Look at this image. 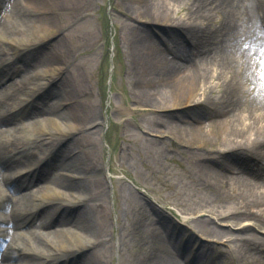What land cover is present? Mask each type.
Returning a JSON list of instances; mask_svg holds the SVG:
<instances>
[{"label": "rangeland", "instance_id": "rangeland-1", "mask_svg": "<svg viewBox=\"0 0 264 264\" xmlns=\"http://www.w3.org/2000/svg\"><path fill=\"white\" fill-rule=\"evenodd\" d=\"M15 1L0 7V27L9 32L16 31L11 29L16 26L22 28L24 19L33 25L32 18L39 15L24 11L25 8L30 9L26 0ZM40 6L46 7L41 9L48 11L46 15L53 23L49 35L46 34L49 36L45 39L47 44L35 52V62L17 60L14 77L7 78L3 86L10 92L15 90V87H8L13 80L23 81L20 82L22 90L36 79L41 80L35 83L45 81L38 68L49 64L48 53L58 55L59 63L63 65L62 79L57 78L60 81L54 85L50 81L47 87L44 86L47 89L34 98L38 96L43 104L48 102L52 105L56 96L51 93L59 90L65 94L63 88L67 82L77 88L72 103L77 97L80 103L85 101L81 114L70 115L71 128L67 129V134L72 138L64 145H73L77 140L80 148H75L77 144L72 147L78 152L82 149L91 159L87 162L95 166L80 179L89 184L87 190L79 192L84 198L81 206L87 201L95 206L91 207L95 231L90 237L83 238L89 246L86 252L97 250L100 256L96 264H147L148 261L164 264V85L156 88L153 82L144 80L143 75L137 72L140 63H137V41L143 39L164 49V24L131 20L136 8L134 0H45ZM19 12L20 17L16 16ZM20 33L24 35V31ZM0 47L10 55L11 43L8 40L1 41ZM62 57L64 61H60ZM22 65H32L34 70L19 71L18 66ZM45 76L52 79L49 74ZM28 91L35 94L32 86ZM72 100L67 101L71 103ZM31 111H21L19 115L21 113L25 119ZM40 114L38 112V116L32 119L39 118ZM23 121L26 125L29 119ZM84 130H94L95 133L83 136ZM35 135L40 137L37 140L44 138L41 133L36 132ZM15 136L12 135L11 139L29 142L28 146L35 151L36 158L42 156V150L50 152L55 141L49 140L43 145L40 140L35 142L34 136ZM21 158L20 154L14 159L21 161ZM54 159L57 160L56 155ZM44 160L41 159L38 165H43ZM104 165L110 167V179L100 170ZM16 166L15 162L11 168ZM36 180L34 176L31 185L39 183ZM10 194L7 191L6 204L13 202ZM99 197L105 209H98L95 204ZM29 201L26 199L24 203L30 205ZM56 201L57 207L64 204ZM43 204L47 208L52 202L44 201ZM30 216L21 226L23 230L30 228L31 221L34 225L36 218L32 214ZM61 235L67 237L63 233ZM33 236L40 239L37 234ZM4 238L2 251L7 249L8 239ZM40 260L43 257H36L34 262Z\"/></svg>", "mask_w": 264, "mask_h": 264}, {"label": "bare ground", "instance_id": "bare-ground-1", "mask_svg": "<svg viewBox=\"0 0 264 264\" xmlns=\"http://www.w3.org/2000/svg\"><path fill=\"white\" fill-rule=\"evenodd\" d=\"M9 2L12 4L16 1L0 0V7H4ZM44 3L45 0H41V2L26 0L30 9L25 8L24 11L39 13L32 18L33 25L28 24L31 22L30 20L24 19L22 28L20 26L11 28L16 31L9 32L0 27V42L8 40L11 43L10 55L9 51L2 50L0 47V235L9 239L7 249L4 252L0 251V264H51L52 262L55 264H96V259L100 255L97 250L86 252L89 246L83 241V238L90 237L89 235L95 231V216L91 213V207L95 206L88 204L90 201L81 206L80 203L84 202V198L79 194L82 189L89 187L88 182L80 179L95 168V166L92 167L93 163L87 162L91 160L90 157L82 149L78 154H75V148L61 145L55 154L57 160L53 159L52 162L48 161L45 165H38L40 158L49 154L46 153V150H42L45 153L42 152V156L36 158L35 151L28 146V141L21 143L22 141L11 139L14 134L18 137L34 136L36 142L40 138L35 135L38 132L44 137L42 138L43 145L49 140L51 142L55 139L52 143L53 147L60 140H64L63 136L68 132L67 129L71 128V123L69 124L71 113L79 115L84 111L83 107L86 106L85 101L81 103L78 101V97L74 104L68 105L67 100H74L73 96L77 94V88L67 82L63 88L65 94L59 90L51 93L56 96L52 105H45L40 100H37L36 106L31 103L33 102V93L28 91L31 86L35 89L34 93H37L44 89L45 85L47 87L50 81L54 83L57 78L62 79L63 65L59 63L58 55L53 53L47 54L49 64H52L38 68L45 81L35 83L41 80L36 79L30 82L31 86L26 89L24 87L22 90L20 82L23 81L13 80L8 87H15V90L10 92H7L6 86H3L2 81L12 78L15 73V66H13L15 61L22 59L30 63L35 62V52L38 49H44L47 44L45 39L47 40L49 37L48 32L52 29L53 23L46 15L48 11L41 9L45 7L40 6ZM134 3L135 14L130 17L131 20L164 24V0H134ZM20 13H17L16 16L20 17ZM138 27L140 26L138 25ZM17 28H21V30L17 31ZM20 31H24V35ZM137 42L139 43H137V63L140 62L139 66L137 65V72L143 75L144 80L153 82L156 88L160 84L164 85V49L143 39ZM54 61L58 63H54ZM60 61H64L63 57ZM31 66L22 65L19 66V69L25 67L24 70L32 71L34 69H31ZM46 74H49L52 79H46ZM38 104L42 108H37ZM32 105L34 108L23 119L24 117L21 116V113L19 115V112L27 111ZM38 112L43 115L40 114L39 118L32 119L38 116ZM26 119L29 121L25 125L23 120ZM93 132L95 133L94 130L92 132L84 130L82 135L92 136ZM59 133L61 134L57 137ZM78 143L75 140L73 145L77 144L76 148H80ZM20 154L21 161L14 159ZM15 162L17 166L12 169ZM106 169H109L108 165H104L100 170L106 173ZM34 176H36V182L39 183L31 185L34 183ZM7 191L11 193L9 197H13L12 204L4 202ZM99 198H96L97 203L95 202V204L98 205V209H105L104 203L100 201L102 198ZM26 199H30V205L24 203ZM56 200H60L64 204L57 207L55 206ZM44 201H51L52 204L47 205L46 208L43 204ZM70 208L77 211H68ZM29 211H31L30 214H28ZM59 212L61 215L57 216ZM31 214L34 215L36 221H34V225H32V221L29 222L31 223V226H28L30 228L23 230L24 227L21 228V226L31 218ZM159 221L162 219L159 218ZM20 233L24 237H21ZM61 233L67 237L63 238ZM33 234L39 235L40 239H35ZM0 245H4L2 240H0ZM40 256L44 259L34 262L36 257ZM157 263L160 264L157 261H148L147 264Z\"/></svg>", "mask_w": 264, "mask_h": 264}]
</instances>
